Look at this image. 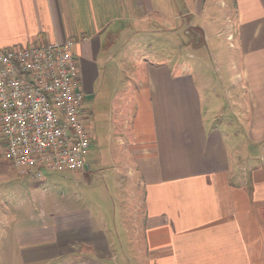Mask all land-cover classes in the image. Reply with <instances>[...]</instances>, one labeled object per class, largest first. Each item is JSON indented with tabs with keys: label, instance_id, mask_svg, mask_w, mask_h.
Here are the masks:
<instances>
[{
	"label": "crops",
	"instance_id": "obj_1",
	"mask_svg": "<svg viewBox=\"0 0 264 264\" xmlns=\"http://www.w3.org/2000/svg\"><path fill=\"white\" fill-rule=\"evenodd\" d=\"M205 19L229 20L215 37L227 30L242 52L236 107L220 122H205L207 86L187 65H157L141 44L155 20H182L206 42ZM69 38L85 102L109 98L102 136L116 194L90 182L105 163L88 161L96 102L86 109L87 165L70 172L76 190L60 198L50 172L22 175L5 158L0 131L5 252L23 264H264V0H0V52ZM82 183L97 194L79 192Z\"/></svg>",
	"mask_w": 264,
	"mask_h": 264
},
{
	"label": "built area",
	"instance_id": "obj_2",
	"mask_svg": "<svg viewBox=\"0 0 264 264\" xmlns=\"http://www.w3.org/2000/svg\"><path fill=\"white\" fill-rule=\"evenodd\" d=\"M72 38L0 52V131L4 156L22 175L77 173L93 135L86 121Z\"/></svg>",
	"mask_w": 264,
	"mask_h": 264
},
{
	"label": "rangeland",
	"instance_id": "obj_3",
	"mask_svg": "<svg viewBox=\"0 0 264 264\" xmlns=\"http://www.w3.org/2000/svg\"><path fill=\"white\" fill-rule=\"evenodd\" d=\"M166 4V6L169 7L167 1ZM216 11L221 16H224L225 19L227 8L218 7ZM205 22L207 23L209 33L212 35L206 42H203L202 34L199 35L200 31L197 28L192 25H188L189 27L186 28V24H184L182 20H155L152 30L142 37L141 44L145 50L147 49L153 52L154 58L152 61H155L157 65H165L166 61H169L177 68L182 64L187 65L190 68L188 74L195 76L197 80L196 84L197 82L198 84L203 82V84L207 86L206 89H203V94L206 95L202 97L205 122L207 123L211 118H214V121L220 122L222 119L229 118L233 108L236 107V92L232 86L231 76L236 72H240L242 69V52L237 40H230L228 38L227 30H225L222 35L215 37V34L220 32L222 28L227 29V26L230 25L228 23L229 20H215L211 25L208 24V20L206 19ZM174 26L177 27L174 30H170V27ZM130 62L131 61L128 63ZM115 65L118 66L117 64ZM120 73L123 77L122 80H124L127 74L121 71ZM98 89L99 86L96 89V94L99 92ZM107 93L110 94L111 92L107 90ZM94 103L96 110L95 114L97 115L96 119L98 120L96 124L98 125L100 136H98V140L96 141L98 149L96 148L95 150L94 148L91 151L92 153L88 161H90L92 167H99L101 169L100 159L103 155V162L105 163L103 170L98 169V173L91 176L90 182L91 184L93 182L102 192H110L114 195L116 194L115 186L111 178L106 175L112 168H109L106 163L109 162V158L105 151L106 147L103 143L102 136L107 132V128H109L110 125L106 115L110 113L111 106L109 98L105 97L104 101H102L100 94L99 98L96 100L93 99L84 102L85 111L87 112L86 109L93 108ZM220 110L225 111V114H220ZM86 115H89V120L87 119L86 121L90 123L91 115L87 113ZM206 118H208V120ZM238 123L239 122L235 121L233 126L234 129H239L236 127ZM110 129H112V127H110ZM106 141L107 139H105V142ZM96 164H98V166ZM105 166L108 168L105 169ZM94 170L96 171L97 169ZM47 176L50 177L49 179L51 180L54 177L58 182L57 184H59L57 187V198H60L62 194L65 196L68 195L71 190H76L75 182L72 179L75 177L73 173L50 172ZM62 183H64V185ZM78 186L77 190H79V192H86L89 195L97 194V191L91 186H87L83 183ZM113 202L117 205L116 200ZM8 244H10L9 241H1L0 243V264H23L21 257H19L20 255L17 257L15 252L13 253V250L12 252L11 250H6L5 252L3 246H7Z\"/></svg>",
	"mask_w": 264,
	"mask_h": 264
}]
</instances>
